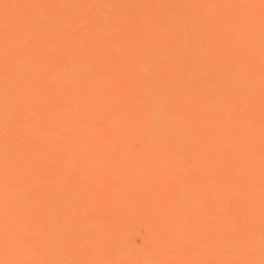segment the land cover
I'll return each mask as SVG.
<instances>
[{
    "label": "bare ground",
    "instance_id": "obj_1",
    "mask_svg": "<svg viewBox=\"0 0 264 264\" xmlns=\"http://www.w3.org/2000/svg\"><path fill=\"white\" fill-rule=\"evenodd\" d=\"M0 264H264V0H0Z\"/></svg>",
    "mask_w": 264,
    "mask_h": 264
},
{
    "label": "snow or ice",
    "instance_id": "obj_2",
    "mask_svg": "<svg viewBox=\"0 0 264 264\" xmlns=\"http://www.w3.org/2000/svg\"><path fill=\"white\" fill-rule=\"evenodd\" d=\"M5 7H8L7 5H5Z\"/></svg>",
    "mask_w": 264,
    "mask_h": 264
}]
</instances>
